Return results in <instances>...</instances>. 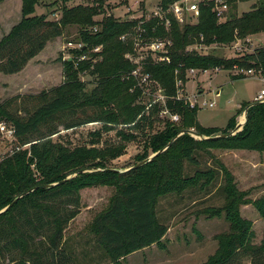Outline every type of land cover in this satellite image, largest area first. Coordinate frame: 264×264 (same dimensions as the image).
Returning <instances> with one entry per match:
<instances>
[{
    "label": "trees",
    "instance_id": "16d2710c",
    "mask_svg": "<svg viewBox=\"0 0 264 264\" xmlns=\"http://www.w3.org/2000/svg\"><path fill=\"white\" fill-rule=\"evenodd\" d=\"M61 1L70 3L74 0ZM177 1L161 0L160 6L166 11ZM257 1L252 10L241 17L231 12L227 22H218L213 11L214 3H208L201 4V18L196 25L181 26L171 15L169 28L158 18L142 25L149 38L173 42L167 54L170 63L149 58L145 67L151 78L163 87L166 102L152 106L153 111L149 115L146 114V106L137 104L142 92L131 75L135 66L124 58L131 46L119 38L116 41L118 36L126 34L136 24L113 20L110 16L100 22V31L94 33L89 30L95 25L91 20L89 26L80 31L83 48L72 50V54L89 53L90 59L79 62L76 67L72 60L65 61L71 70L65 84L38 95L16 96L0 103V120L14 126L20 147L28 146L0 158V212L31 189L59 183L84 169L97 170L81 173L77 176L79 178L49 189H37L1 213L0 264H76L65 248V233L81 212V191L102 185L114 186L116 192L108 208L94 218L91 230L109 257L116 261L155 245L168 232V227L156 216V203L169 191L180 193L186 189L185 185L176 184L177 170L182 161L192 165L198 163L196 145L264 149V103L249 108L243 130L233 136L197 141L184 134L167 147L183 130L194 129L203 136L216 137L235 129L236 116L230 119L225 129L204 128L197 121L199 108H191L188 101L176 98L180 88L176 87L173 79L176 78L175 71L186 83L185 72L189 69L205 71L217 67L231 70L235 66L262 70L264 75V48L231 59L187 50L190 45L202 44V39L207 45H229L237 37L244 39L264 32V0ZM236 2L228 0L230 9L232 5L237 7ZM38 4L39 0H23L21 22L0 41V75L22 72L51 40L62 37L68 14H71L70 18L80 16L78 23L84 22V12L89 11L90 19L93 15L89 9L76 7L64 11L62 20L55 22L48 20L46 15H34ZM97 46H102V52L93 53ZM102 56L104 58L98 60ZM100 66H105V70L101 71ZM85 71L95 76L98 72L102 75L90 92L78 77V72ZM243 79L246 78L232 76V80ZM249 105L246 104L244 109ZM160 106L171 115L179 116L181 126L169 118L164 129L149 134L147 145L154 154L167 149L145 165L125 173L106 171L109 169L107 161L100 151L84 146L73 149L59 142L62 131L76 130L92 123L136 122L137 127H145L147 122H151L154 110ZM117 151L111 150L113 158L120 155ZM147 159L149 157L144 156L139 163ZM101 174L107 178L90 183L83 181L87 176L99 177ZM225 186L227 200H230L225 215L229 231L218 236L219 247L205 264H264V235L259 244L254 242L253 222L244 218L239 209L244 196L238 193L237 186ZM254 203L264 217V197Z\"/></svg>",
    "mask_w": 264,
    "mask_h": 264
},
{
    "label": "rangeland",
    "instance_id": "374dc122",
    "mask_svg": "<svg viewBox=\"0 0 264 264\" xmlns=\"http://www.w3.org/2000/svg\"><path fill=\"white\" fill-rule=\"evenodd\" d=\"M160 2L161 0H74L64 3L61 0H39L34 15H46L50 21L60 22L64 11L76 7L89 9L93 15L90 19L89 11L84 12L85 18L82 19L84 22L78 23L80 16L70 18L71 14H68L69 18L62 37L51 40L44 51L30 61L22 72L16 75H0V103L16 96L38 95L65 84L66 76H69L71 72L65 61L72 60L76 67L79 62L90 59L89 53L84 54L87 55V59L83 61L80 60L84 55L72 54V50L83 48L80 31L89 26L90 20L95 25L89 30L94 33L101 30L100 22L107 16L112 17L113 20L135 23L136 26L126 34L131 39L137 36L138 41L130 40L125 43L131 46L128 53L148 57V44L151 38L143 33L140 25L158 18L161 12ZM257 2V0H237L236 8L232 5L230 12L228 10L221 17L216 15L218 22H227L231 12L238 17L243 16L250 12ZM22 5L23 0H0V41L21 22ZM160 15L165 17L163 13ZM200 15L186 11L182 21H176L181 22L179 23L181 26L196 25L200 22ZM122 36H118L116 41L118 42V38L121 41ZM239 39L237 37L229 45L217 43L207 45L202 39V44L190 45L187 50L231 59L253 52L257 48H264V32ZM172 47L173 45L168 49L171 50ZM96 48H99V53L103 50L102 46L94 49ZM128 53L124 55L125 59ZM102 58L104 57L98 60ZM154 59L157 60L156 55ZM99 68L101 71L105 70V66ZM145 73H148L146 69ZM236 74L237 71L234 68L225 70L215 67L205 71L194 69V72L189 69L185 72L188 81L184 83L180 73L175 71L176 78L173 81L176 87L180 88L177 90L176 98L185 99L189 103H198H195L199 108L197 121L204 128L225 129L234 116H236V128L244 118L246 109L244 106L256 103L255 99L264 89V83L258 77L260 75L243 80H232V76ZM100 75L99 72L97 76L92 75L90 71L78 72L79 80L86 84L89 92L98 85L102 77ZM136 81V86L142 92L137 104L146 106L147 115L153 111L151 107L147 109L151 103L153 106L158 103L166 104L163 87L157 81L151 78L143 82L141 76H138ZM204 102H207V106H203ZM212 102L215 105L210 107L209 104ZM161 107L154 110L151 122H147L145 127H137L136 122L131 124H121L119 121L92 123L76 130L62 131L59 142L73 149L84 146L87 149L100 151L104 153L103 159L107 161L106 165L109 169L125 173L136 166L144 156L150 158L154 154L147 145L149 134H156L164 129L169 118L173 120L170 113L164 116L161 114L165 110ZM139 119L140 117L137 120ZM181 124L182 122H177V125L181 126ZM193 138L201 141L199 138ZM54 139L59 140L57 137ZM196 147L198 163L192 165L182 161L177 170L176 184L185 185L186 189L180 193L169 191L166 195L159 197L156 203V216L168 227L166 236L159 243L122 259L113 261L91 230L94 218L108 208L116 188L111 185H102L82 190L81 212L65 233V248L73 256L75 263L205 264L219 247L218 236L229 231L230 225L225 215L230 200H227L225 185L237 186L238 193L244 196L245 199L239 206L240 213L253 222L256 233L254 242L259 244L264 235V217L260 215L254 202L264 197V149L246 147L228 149L206 145H196ZM113 148L120 154L114 158L111 153ZM9 150L10 146H7L5 139L0 135V158L5 157ZM82 173H91V171ZM79 174L81 173L68 177L74 179ZM101 178L107 177L102 174L99 177L87 176L83 178V181L90 183Z\"/></svg>",
    "mask_w": 264,
    "mask_h": 264
},
{
    "label": "built area",
    "instance_id": "2783aa9c",
    "mask_svg": "<svg viewBox=\"0 0 264 264\" xmlns=\"http://www.w3.org/2000/svg\"><path fill=\"white\" fill-rule=\"evenodd\" d=\"M208 3H214V9L213 11L216 12V15L221 17L224 13L228 12L230 9V5L228 3V0H179L172 4L166 11L163 10L161 7L160 14H164L165 17H162L160 14H158V19L161 21V24L164 25L166 28H169L171 26V21L169 18V15H171L174 19L178 21H182V16L184 12H190L194 13L196 15L200 14V7L201 4H208ZM145 23V22H144ZM143 23V24H144ZM181 23V22H178ZM142 24V25H143ZM140 25V27L143 30V33L146 34V30ZM128 34H124L121 37V41L124 43L132 40L133 42L138 41V37L135 36L134 39L128 38ZM133 37V36H132ZM240 40V39H239ZM135 45V44H134ZM172 41L168 39H161V38H151L149 40L148 44V57H142V56H136L135 54L128 53L126 55V59L135 66L134 70L132 71L131 75L135 77V79L138 76L142 77L143 82H147L151 79L150 74L145 73V67L147 65V61L149 58H151L155 62H167L170 63V57L167 55L169 53V49L172 46ZM93 51V50H92ZM99 48L94 49L93 53H99ZM254 52V51H253ZM251 53V52H249ZM240 54V53H239ZM157 56V60L154 59V56ZM246 54H242V56H245ZM238 57V56H235ZM87 55H84L80 61L86 60ZM234 69H236L237 74L236 76H244L246 79L249 77H257L260 78V80L264 83V75L262 74V70H245L241 69L238 66H235ZM192 72H194V69H192ZM218 95V94H217ZM195 100L196 97H194ZM256 102H264V89L261 90L260 94L255 99ZM196 102H190V107L195 108L198 105H195ZM198 104V103H196ZM215 105L214 102L210 103L209 106L213 107ZM153 106V103H151L149 106H147V109ZM203 106H207V102L203 103ZM202 107V106H200ZM169 111L167 109L163 110L161 114L164 116ZM172 121L179 122L180 118L179 116H173L172 115ZM243 121V120H242ZM0 135L5 139L6 143H9L10 150L5 155H12L15 152H19L22 149L27 148L28 146L20 147L17 144V136H16V130L14 126L10 123H8L5 120H0Z\"/></svg>",
    "mask_w": 264,
    "mask_h": 264
},
{
    "label": "water",
    "instance_id": "95a60500",
    "mask_svg": "<svg viewBox=\"0 0 264 264\" xmlns=\"http://www.w3.org/2000/svg\"><path fill=\"white\" fill-rule=\"evenodd\" d=\"M262 103H264V102H256V103L250 104L248 107H246V109H245V111H244V120L241 121V122L238 124V126H237L232 132H230V133H228V134H224V135L216 136V137H206V136H203V135L197 133V132H196L195 130H193V129L183 130V131H181V132H180V133H179V134H178V135H177V136H176V137H175V138L169 143V145H168L167 147H169V146H170V145H171V144H172L177 138H179L180 136H182V135H184V134H189V135H191L192 137L199 138L200 140L219 139V138H227V137H229V136H233V135L237 134L238 132H240V131L243 129V127H244V125H245V123H246V121H247V113H248L249 108H251L252 106H255V105L262 104ZM166 149H167V148H165L164 150H161L160 152H158V153L152 155L149 159H147V160H145V161H143V162L137 164L136 166L132 167L131 170H132V169H135V168H138V167H141V166H143V165H145L146 163L150 162L153 158H155L157 155H159L160 153L164 152ZM98 170H100V169H98ZM86 171H91V172H93V171H97V170H96V169H87V170H82V171H80V172H78V173H82V172H86ZM106 171L121 172V171H117V170H113V169H107ZM128 171H129V170H128ZM71 178H72V177H68V178H66L65 180H63V181H61V182H59V183H55V184H51V185L40 186V187H38V188H34V189H31V190L25 192L24 194L18 196V197H17V198H16V199H15V200H14L9 206H7L4 210H2V211L0 212V214L6 212L7 210H9V209H10L11 207H13V206H14V205H15V204H16L21 198H23L24 196H26V195L32 193L33 191H35V190H37V189H49V188H52V187H55V186H58V185L64 184V183H66L67 181H69Z\"/></svg>",
    "mask_w": 264,
    "mask_h": 264
},
{
    "label": "crops",
    "instance_id": "0c3cea01",
    "mask_svg": "<svg viewBox=\"0 0 264 264\" xmlns=\"http://www.w3.org/2000/svg\"><path fill=\"white\" fill-rule=\"evenodd\" d=\"M34 60V59H33ZM1 75H3V74H1ZM16 75V74H15ZM219 92V91H218ZM218 92H217V94H218ZM73 257V256H72ZM74 259V258H73ZM75 261V260H74Z\"/></svg>",
    "mask_w": 264,
    "mask_h": 264
},
{
    "label": "bare ground",
    "instance_id": "6f19581e",
    "mask_svg": "<svg viewBox=\"0 0 264 264\" xmlns=\"http://www.w3.org/2000/svg\"><path fill=\"white\" fill-rule=\"evenodd\" d=\"M242 120H244V118H242Z\"/></svg>",
    "mask_w": 264,
    "mask_h": 264
}]
</instances>
